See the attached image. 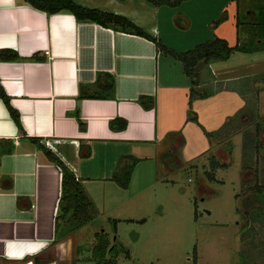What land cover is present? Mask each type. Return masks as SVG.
I'll list each match as a JSON object with an SVG mask.
<instances>
[{
	"label": "crops",
	"instance_id": "obj_1",
	"mask_svg": "<svg viewBox=\"0 0 264 264\" xmlns=\"http://www.w3.org/2000/svg\"><path fill=\"white\" fill-rule=\"evenodd\" d=\"M74 1L124 16L174 50L188 47L189 12L180 5L173 13L164 7L172 8L180 0H168L172 5L152 0ZM190 2L185 0L182 6ZM237 10L228 24L233 26L234 44L223 36L229 46L248 37L244 30L237 31ZM1 49L14 50L19 56L0 59V84L19 114L22 131L0 99V264H35L34 257L39 264H93L88 260V242H79L83 226L69 233L55 229L61 170L47 159L43 148L74 172L97 213L96 220L100 207L119 201L117 187H130L142 161L154 159L172 171L169 162L177 159L185 143L179 130L189 120V78L181 63L157 51L152 40L77 21L67 11L47 14L21 0H0ZM207 67L201 63L197 68L192 106L198 98L207 99L208 93L201 90L207 82ZM102 74L114 78L113 96L106 87L109 77ZM223 80L229 78L214 76L212 82ZM241 81V89L231 85L232 93L244 98L250 93V97L252 86ZM142 95L154 99L152 108L137 102ZM242 102L247 106L248 100ZM113 119L126 121V126L111 129ZM132 160L135 164L123 188L113 175ZM80 249H87V256Z\"/></svg>",
	"mask_w": 264,
	"mask_h": 264
},
{
	"label": "rangeland",
	"instance_id": "obj_2",
	"mask_svg": "<svg viewBox=\"0 0 264 264\" xmlns=\"http://www.w3.org/2000/svg\"><path fill=\"white\" fill-rule=\"evenodd\" d=\"M190 1L187 7L182 6L185 0L164 6L173 13L180 5L190 14L184 51L215 37L234 44L231 13H254L250 0ZM207 66L211 70L207 67L201 87L207 99L198 98L193 106L188 101L189 120L179 130L185 140L177 155L180 162L176 156L167 161L172 169L167 171L154 159L142 161L130 187H117L119 201L100 207L97 219L78 231L79 242L90 244L103 228L111 245L129 252V257L120 254L116 264H192L194 249L196 264H264V47L234 51ZM214 76L229 80L212 82ZM241 79L252 86L250 97L233 94L231 85L241 89ZM242 100H251L254 118L245 114L237 120L245 107Z\"/></svg>",
	"mask_w": 264,
	"mask_h": 264
},
{
	"label": "trees",
	"instance_id": "obj_3",
	"mask_svg": "<svg viewBox=\"0 0 264 264\" xmlns=\"http://www.w3.org/2000/svg\"><path fill=\"white\" fill-rule=\"evenodd\" d=\"M23 3L30 5L31 7L43 11L47 14H55L61 11H67L72 14L77 21L94 22L106 27H112L116 30L135 34L146 39L152 40L155 44L157 51L178 60L183 69V73L189 78L190 91H189V103L194 98L196 91L194 86L197 85V68L201 63H210L217 60H225L234 51L250 52L259 50L264 47V0H250V7L254 13L252 15H246L241 12L240 9L236 12V27L238 30H244L247 32L248 37L243 41L236 42L235 45L229 46L224 38L215 37L210 41H204L197 44L192 49L186 51H176L161 41L151 37L145 33L141 28L137 27L133 22L124 16L116 15L110 12L101 11L95 8H87L77 4L74 0H21ZM155 4H169L173 3L168 0H152ZM241 13V14H240ZM241 16V18H240ZM252 18V21L248 20ZM19 56L16 51L11 49H1L0 59L4 61H11L18 59ZM34 59L39 57L34 55ZM109 77V82L106 85L111 89L113 96L114 91V78L108 74H102ZM100 76V74H99ZM197 94V93H196ZM256 96L258 91L255 92ZM100 97V96H96ZM0 99L5 104L9 116L16 124L18 129L22 131L20 124V118L18 112L13 109L9 103V97L3 91L0 84ZM137 102L145 109L152 108L154 106V99L149 96H139ZM248 104H251L249 101ZM240 110L239 117L243 115H249L250 118H254V114L251 110L252 106L248 105ZM126 126V121L113 119L109 121V127L111 129H122ZM36 141V140H35ZM47 159L56 164L61 170V193L58 202V209L55 216V229L69 233L76 230L89 222H92L97 213L93 206L84 195L81 187L79 186L78 179L74 172L68 168L56 155L51 154L47 149L43 148ZM135 161L132 160L125 163L120 169L118 174L113 175L114 181L119 186L125 188L128 185L130 174ZM215 169L218 165L214 162L211 164ZM224 164L220 165L223 167ZM258 192H261V187L256 186ZM113 228L115 231V221L113 220ZM108 234L104 231L100 233H94V243L90 250V260L93 264H116L117 257L123 254L125 257H129V252L125 250L121 245L110 244ZM192 264H196V252L193 250ZM33 263L39 264V260L32 258Z\"/></svg>",
	"mask_w": 264,
	"mask_h": 264
},
{
	"label": "water",
	"instance_id": "obj_4",
	"mask_svg": "<svg viewBox=\"0 0 264 264\" xmlns=\"http://www.w3.org/2000/svg\"><path fill=\"white\" fill-rule=\"evenodd\" d=\"M136 236H137V234L136 233H130V237L132 238V239H135L136 238Z\"/></svg>",
	"mask_w": 264,
	"mask_h": 264
}]
</instances>
